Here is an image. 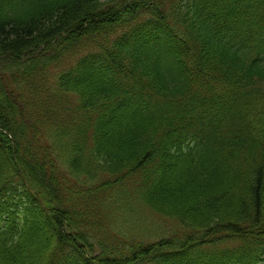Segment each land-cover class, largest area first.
Returning <instances> with one entry per match:
<instances>
[{"label":"trees","instance_id":"trees-1","mask_svg":"<svg viewBox=\"0 0 264 264\" xmlns=\"http://www.w3.org/2000/svg\"><path fill=\"white\" fill-rule=\"evenodd\" d=\"M0 264H264V0H0Z\"/></svg>","mask_w":264,"mask_h":264},{"label":"rangeland","instance_id":"rangeland-1","mask_svg":"<svg viewBox=\"0 0 264 264\" xmlns=\"http://www.w3.org/2000/svg\"><path fill=\"white\" fill-rule=\"evenodd\" d=\"M80 55L79 52H69L66 54L65 60H70Z\"/></svg>","mask_w":264,"mask_h":264}]
</instances>
